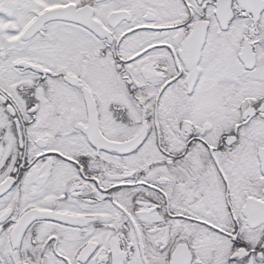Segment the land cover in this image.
<instances>
[{
    "label": "snow or ice",
    "instance_id": "1",
    "mask_svg": "<svg viewBox=\"0 0 264 264\" xmlns=\"http://www.w3.org/2000/svg\"><path fill=\"white\" fill-rule=\"evenodd\" d=\"M0 264H264V0H0Z\"/></svg>",
    "mask_w": 264,
    "mask_h": 264
}]
</instances>
